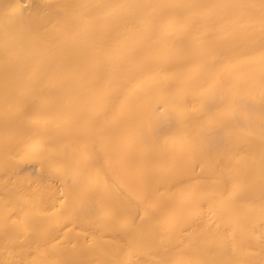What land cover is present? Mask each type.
<instances>
[{
	"label": "bare ground",
	"instance_id": "1",
	"mask_svg": "<svg viewBox=\"0 0 264 264\" xmlns=\"http://www.w3.org/2000/svg\"><path fill=\"white\" fill-rule=\"evenodd\" d=\"M0 264H264V0H0Z\"/></svg>",
	"mask_w": 264,
	"mask_h": 264
}]
</instances>
